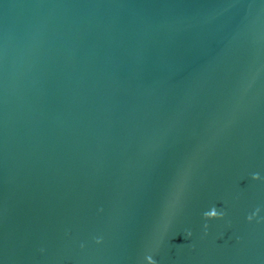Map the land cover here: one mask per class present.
I'll return each mask as SVG.
<instances>
[{"label":"water","instance_id":"95a60500","mask_svg":"<svg viewBox=\"0 0 264 264\" xmlns=\"http://www.w3.org/2000/svg\"><path fill=\"white\" fill-rule=\"evenodd\" d=\"M153 260L264 264V0H0V264Z\"/></svg>","mask_w":264,"mask_h":264},{"label":"clouds","instance_id":"9594fccd","mask_svg":"<svg viewBox=\"0 0 264 264\" xmlns=\"http://www.w3.org/2000/svg\"><path fill=\"white\" fill-rule=\"evenodd\" d=\"M253 179H254V180H260L261 177H260L259 174H253ZM258 214H259V209H257V211H256L255 214L250 215V216L248 217L249 222H252V220L255 218V216H258ZM224 218H225V213L222 212V211L217 210L215 207H213L212 209H210L209 211H206V212L204 213V219H205L206 221H212V220H223ZM204 227H205V232L207 233V229H208L209 225H208V224H205ZM187 236L190 238V237L192 236V233H191L190 231L187 232ZM99 242H100V241H98V243H99ZM152 264H156V261L153 260V261H152Z\"/></svg>","mask_w":264,"mask_h":264}]
</instances>
